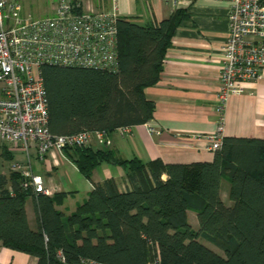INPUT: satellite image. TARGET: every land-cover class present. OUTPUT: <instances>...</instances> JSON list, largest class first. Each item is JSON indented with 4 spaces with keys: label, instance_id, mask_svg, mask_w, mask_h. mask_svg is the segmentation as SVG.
I'll return each mask as SVG.
<instances>
[{
    "label": "trees",
    "instance_id": "1",
    "mask_svg": "<svg viewBox=\"0 0 264 264\" xmlns=\"http://www.w3.org/2000/svg\"><path fill=\"white\" fill-rule=\"evenodd\" d=\"M184 17L176 10L155 25L118 18L116 70L43 64L49 131L108 134L149 121L154 103L145 89L159 80ZM64 151L92 183L86 199L65 214L57 209L63 192L49 196L25 188L19 172L0 174L1 245L36 257L37 264H146L156 256L162 264H264V139L223 136L210 162H144L90 145ZM103 163L122 167L131 188L121 190L113 178L93 182V170ZM223 178L229 206L219 194ZM28 197L35 228L27 220ZM188 210L196 213L197 230Z\"/></svg>",
    "mask_w": 264,
    "mask_h": 264
},
{
    "label": "crops",
    "instance_id": "2",
    "mask_svg": "<svg viewBox=\"0 0 264 264\" xmlns=\"http://www.w3.org/2000/svg\"><path fill=\"white\" fill-rule=\"evenodd\" d=\"M81 1L85 7L93 9L110 7V0ZM228 6L227 0H181L176 3L163 0H117L119 18H127L142 25H155L176 10H182L185 17L174 31L171 46L163 59L159 80L145 89L146 98L154 103L153 117L147 122L158 128L160 133L149 134L143 123L131 126L126 136H120L116 130L108 133L109 145H101L95 138L88 145L93 148L110 147L123 159L138 157L144 162L153 159H160L164 163L212 161L215 150L208 148L204 136L215 132L219 120L216 105L221 50L228 34ZM222 115L223 136L264 139V69L262 77L249 83L245 93L227 97ZM17 154H23L25 158L15 161ZM28 158L32 172L41 176L43 185L48 189L47 195L64 193L63 202L57 209L65 214L82 203L92 189L91 181L82 176L64 150L56 152L53 157L47 154L41 160L32 145ZM0 159L8 162L4 165L0 160V174L6 176L10 172L11 162L23 165L28 162L20 143L1 144ZM33 160H36L33 163L36 168L33 167ZM107 178H113L121 190L131 188L123 168L118 165L103 163L92 172L93 182ZM165 178L163 174L162 179ZM228 188L229 182L223 178L219 194L227 206L232 204L228 198ZM25 211L29 226L35 228L36 212L31 197L25 200ZM187 219L191 227L197 230L196 213L188 210ZM201 242L223 255V252L207 245L205 241ZM0 264H37V259L0 244Z\"/></svg>",
    "mask_w": 264,
    "mask_h": 264
},
{
    "label": "built area",
    "instance_id": "3",
    "mask_svg": "<svg viewBox=\"0 0 264 264\" xmlns=\"http://www.w3.org/2000/svg\"><path fill=\"white\" fill-rule=\"evenodd\" d=\"M227 1L228 34L221 50L216 105L219 120L215 132L204 136L211 150L222 144V114L227 97L245 93L249 83L262 77L264 69V0ZM118 18L117 0H110L108 9L85 7L81 0H55L52 12L44 17L24 11L23 0H0V145L23 146L27 164L12 162L10 171L23 176L25 188L49 192L41 176L31 170L28 157L32 145L43 160L47 154L53 157L64 148L87 146L93 138L101 145L110 144L103 131H49L41 66L46 63L116 70ZM144 126L149 134L160 133L148 122ZM116 131L126 136L131 126H120ZM146 264L162 263L156 256Z\"/></svg>",
    "mask_w": 264,
    "mask_h": 264
},
{
    "label": "rangeland",
    "instance_id": "4",
    "mask_svg": "<svg viewBox=\"0 0 264 264\" xmlns=\"http://www.w3.org/2000/svg\"><path fill=\"white\" fill-rule=\"evenodd\" d=\"M54 1L55 0H24L23 2V8L24 11L30 12L32 15L38 16V17H44L47 15H50V12L52 11V6H54ZM89 2V1H88ZM92 3V2H91ZM24 159V155L23 154H17V156L15 157V161H18L20 159ZM1 162L4 163V165H7L8 162L4 159H0ZM14 162V161H13ZM36 160L32 162L35 163ZM12 163V162H11ZM33 167L36 168L37 166L33 164ZM10 169V166H9ZM196 226V223H195ZM200 240L205 241V243L207 245H211L214 248H216L219 252L221 251V253L223 252L220 248L216 247L214 244H212L211 242L204 240L203 238L200 237Z\"/></svg>",
    "mask_w": 264,
    "mask_h": 264
}]
</instances>
